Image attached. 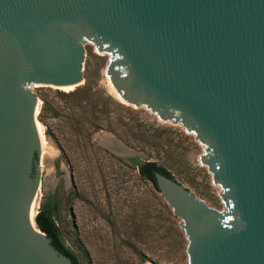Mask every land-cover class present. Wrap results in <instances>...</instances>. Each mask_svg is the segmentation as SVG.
<instances>
[{
  "label": "water",
  "instance_id": "obj_1",
  "mask_svg": "<svg viewBox=\"0 0 264 264\" xmlns=\"http://www.w3.org/2000/svg\"><path fill=\"white\" fill-rule=\"evenodd\" d=\"M86 42L110 55L104 74L122 103L179 122L205 147L200 165L225 212L154 174L188 264H264V0H0V264H72L29 219L42 140L26 87L81 86ZM43 134L39 208L61 175L70 186ZM88 140L138 177L130 158L162 167L111 133Z\"/></svg>",
  "mask_w": 264,
  "mask_h": 264
},
{
  "label": "rangeland",
  "instance_id": "obj_2",
  "mask_svg": "<svg viewBox=\"0 0 264 264\" xmlns=\"http://www.w3.org/2000/svg\"><path fill=\"white\" fill-rule=\"evenodd\" d=\"M81 47V86L70 93L26 87L41 103L37 120L68 172L70 186L64 191L62 175L57 183L54 224L78 264H188L182 221L150 183L98 145H89L88 137L95 129L111 133L131 151L158 161L198 202L219 214L225 212L218 197L223 190L200 165L205 147L179 122L116 101L104 74L110 55H98L90 42ZM40 162L38 153L37 210L44 174Z\"/></svg>",
  "mask_w": 264,
  "mask_h": 264
},
{
  "label": "trees",
  "instance_id": "obj_3",
  "mask_svg": "<svg viewBox=\"0 0 264 264\" xmlns=\"http://www.w3.org/2000/svg\"><path fill=\"white\" fill-rule=\"evenodd\" d=\"M139 177L142 180H148L154 190L158 193L155 185L154 174L159 173L166 178L174 180L172 175L167 172L164 168L157 165L154 162H142L137 165ZM56 216V204L55 196H50L48 201L41 204L39 211L34 219L36 227L43 233L50 242V246L59 252L61 255L68 258L72 264H78L76 256L73 252L65 245L59 230L54 224V217Z\"/></svg>",
  "mask_w": 264,
  "mask_h": 264
},
{
  "label": "bare ground",
  "instance_id": "obj_4",
  "mask_svg": "<svg viewBox=\"0 0 264 264\" xmlns=\"http://www.w3.org/2000/svg\"><path fill=\"white\" fill-rule=\"evenodd\" d=\"M81 84H79V85H81ZM32 87L35 88V87H44V86H35V85H33ZM76 87H78V86H73V87H69V88H53V89L59 90V91L64 92V93H70ZM108 89L111 92V94L113 95L114 99L116 101H118L119 103H122L119 100V98L117 97V95L115 94V92L113 91V89L110 86L109 82H108ZM34 101H35V112H34L35 123H36V125L38 127V130H39V133H40V136H41V140H42V146H41L40 151H39V153H40V160H41L40 167H43V153H44V150H45V147H46L47 142H45V137H44V134H43L44 133V127L37 120V117H38V115L40 113V105H41V103L37 99H35ZM122 104H124V103H122ZM28 215H29V219H30V222H31V226H32L33 232H35L36 234H38L40 236H44L41 232H39V230L36 229L35 224H34V219H35V216L37 215V202L35 200V196H33V198L31 199V202L29 203Z\"/></svg>",
  "mask_w": 264,
  "mask_h": 264
},
{
  "label": "flooded vegetation",
  "instance_id": "obj_5",
  "mask_svg": "<svg viewBox=\"0 0 264 264\" xmlns=\"http://www.w3.org/2000/svg\"><path fill=\"white\" fill-rule=\"evenodd\" d=\"M128 161H129V164L130 165H128V166H130V167H134L137 171H138V168H137V165L139 164L138 163V159H128ZM139 173V172H138ZM143 181H145V180H143ZM146 182L147 183H150L148 180H146ZM151 184V183H150ZM152 185V184H151ZM52 196V195H51Z\"/></svg>",
  "mask_w": 264,
  "mask_h": 264
}]
</instances>
